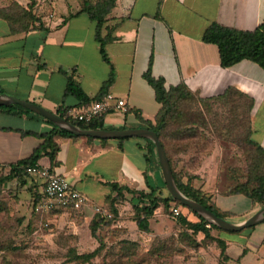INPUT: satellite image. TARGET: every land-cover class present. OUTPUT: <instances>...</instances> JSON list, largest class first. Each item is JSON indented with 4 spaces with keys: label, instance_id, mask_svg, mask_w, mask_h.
Here are the masks:
<instances>
[{
    "label": "crops",
    "instance_id": "crops-1",
    "mask_svg": "<svg viewBox=\"0 0 264 264\" xmlns=\"http://www.w3.org/2000/svg\"><path fill=\"white\" fill-rule=\"evenodd\" d=\"M17 1L22 6L27 4V0ZM158 1L116 0L112 19L105 24L117 25L112 32L114 40L105 45L110 64L101 58L94 24L84 14L73 16L79 10L75 0H53L51 18L41 17L43 30L13 34L0 19V94L57 113L79 105L74 97L65 95L67 77L79 83L92 100L112 69L114 79L106 93L123 100L125 109L107 112L103 116L105 129L144 128L136 116L153 121L160 107L143 79L152 55V75L163 78L167 88L183 82L202 99L233 88L251 99L250 140L264 149V72L249 61L222 68L217 47L202 41L212 23L254 30L264 21V0H163V20L154 17ZM51 129L45 119L31 112L0 110V171L28 158L41 143L25 133L44 134ZM54 142L58 147L54 161L50 163L43 156L37 164L62 175L71 189L105 209L106 198L117 194L111 190L112 183L142 191L149 186L158 193L165 188L155 153L145 156V139L125 138L122 149L116 140L100 142L56 135ZM237 152L239 148L233 144L215 142L211 155L202 160L195 173V187L232 224L245 222L264 207L231 191L236 181L230 178L229 170L235 168V162L228 158ZM15 185L14 195L21 203L35 190L43 191L42 182L34 178H27L25 183L13 178L3 183L2 189L5 193L7 189L14 190ZM124 198L134 210L136 198L123 191L117 204ZM117 204V212H122ZM81 212L89 218L94 215L90 209ZM183 213L189 221H196L193 215ZM218 230L223 232L218 238L225 242L227 264H264V221L236 232Z\"/></svg>",
    "mask_w": 264,
    "mask_h": 264
},
{
    "label": "trees",
    "instance_id": "trees-1",
    "mask_svg": "<svg viewBox=\"0 0 264 264\" xmlns=\"http://www.w3.org/2000/svg\"><path fill=\"white\" fill-rule=\"evenodd\" d=\"M76 2L79 10L73 16L84 14L94 24V38L99 45L101 58L104 62L110 64L105 45L114 40L112 32L117 25L109 27L105 26V24L112 19L111 13L116 6V0H76ZM162 3L163 0L158 1L154 15L158 20H163L161 17ZM34 7L35 0H29L24 6L12 0L7 5L0 7V19L8 24L10 32L13 34L43 30L42 16L39 15V11ZM46 31L48 30L46 29ZM103 31H105L104 35ZM202 41L205 44L217 47L222 68H230L242 61H249L264 72V21L252 31L236 30L218 23H212L204 31ZM152 66L153 56L150 55L146 70L143 73V79L153 90L154 98L160 107L153 121L143 120L138 115L136 118L144 128L150 129L158 136L169 160L172 174L179 190L186 197L208 208L218 217L224 218V215L217 213L210 205L209 197L200 188L195 187V180L198 177L195 173L200 168L202 160L211 155L215 142L224 141L238 147L246 158L245 169L240 175L237 174L238 170L236 169L229 170L233 180L235 179L236 181L231 185V191L243 194L251 201L264 205V149L250 140L252 100L233 88H228L219 96L205 99L191 92L183 82L177 86L167 88L163 78H156L152 75ZM113 79L114 74L111 69L108 79L100 88V92L91 100L83 92L79 83L72 77H67L65 95L72 96L79 102L76 107L86 105L106 94V89L113 83ZM0 110L7 113H30L17 105L0 106ZM57 114L82 128L105 129L103 117L89 123H83L67 118L64 110H58ZM45 121L52 126L49 132L44 134L25 133L41 140V143L33 150L32 154L24 160L5 166L0 171V199L4 193L2 189L4 182L18 178L20 183H25L27 178H29L26 174L27 167L36 164L43 156H46L50 163L54 161L58 151V147L54 142L56 135L72 139L82 138L58 130L52 123ZM85 139L88 141L97 140L92 138ZM123 140H116L120 149H122L121 143ZM99 141L106 142L107 140ZM147 143L146 157L154 154L153 144L149 141ZM146 160L148 161V158ZM240 177L242 179L238 181ZM110 187L112 192L117 193L114 198L107 197L105 201L107 203L106 209L110 211L112 217L106 218L94 215L89 224L91 236L98 242V248L90 253L83 254H78L71 250L68 253L69 262L87 264L100 253L104 245V239L98 231L102 224L108 225L117 216V199L122 197L123 191L133 195L138 202L133 206L134 221L137 228L143 232L149 231V221L158 208H162L164 214H167L168 210L171 211L172 206L185 208L178 201L171 199L170 196L163 197L161 193H158L157 189L149 186H147V191L131 190L125 186L120 187L115 183L110 184ZM34 194L35 198L31 207L32 213L38 205L43 191L38 193L35 190ZM185 209L196 218V221H189L187 216L181 213L175 217L177 224L182 229L183 236L187 238L192 236L194 238L197 234H203L205 240L217 243L220 248V260L226 262L225 242L219 238H214L210 234L211 229L218 228L210 225L191 210ZM1 211H3V207L0 203ZM191 240L194 242L193 239Z\"/></svg>",
    "mask_w": 264,
    "mask_h": 264
},
{
    "label": "rangeland",
    "instance_id": "rangeland-1",
    "mask_svg": "<svg viewBox=\"0 0 264 264\" xmlns=\"http://www.w3.org/2000/svg\"><path fill=\"white\" fill-rule=\"evenodd\" d=\"M11 1L0 0V3L3 6ZM52 2L35 0L34 8L40 16L51 18ZM228 159H233L234 169L240 175L246 166L245 155L239 149ZM229 176L232 178L230 173ZM15 192L16 185L14 190L7 189L0 199L3 207L0 212V264H74L68 261L69 251L83 254L98 248L89 229L95 214L89 218L83 212L32 213L34 192L22 203L16 199ZM160 193L163 197L169 196L166 188ZM117 205L121 206L122 212H118L108 225L100 226L98 233L103 237L104 245L87 264H227L220 260L216 242L205 240L202 234L194 238L183 236L172 209L180 207L182 212L192 215L185 208L172 206L167 214L158 208L149 221V231L143 232L134 221L132 204L124 198ZM211 231L214 238L223 233L218 229Z\"/></svg>",
    "mask_w": 264,
    "mask_h": 264
},
{
    "label": "water",
    "instance_id": "water-1",
    "mask_svg": "<svg viewBox=\"0 0 264 264\" xmlns=\"http://www.w3.org/2000/svg\"><path fill=\"white\" fill-rule=\"evenodd\" d=\"M20 106L29 112L42 117L52 123L58 130L65 131L71 135L82 138H92L97 140H117L125 138H141L151 142L154 146V153L157 157L161 175L165 184L166 191L171 199L178 201L183 207L191 210L197 216L203 218L207 223L221 230L228 232L240 231L244 228L251 227L264 221V207L257 214L247 219L241 224H232L227 220L218 217L208 208L202 206L196 201L186 197L177 187L167 155L155 132L147 128H130V129H89L82 128L57 113L50 112L41 106L32 102L21 100L5 94H0V106Z\"/></svg>",
    "mask_w": 264,
    "mask_h": 264
},
{
    "label": "built area",
    "instance_id": "built-area-1",
    "mask_svg": "<svg viewBox=\"0 0 264 264\" xmlns=\"http://www.w3.org/2000/svg\"><path fill=\"white\" fill-rule=\"evenodd\" d=\"M113 108L124 110L125 102L117 99L111 93H106L89 104L66 108L64 114L75 122L89 123L103 117ZM26 174L29 177L40 180L43 185V195L38 205L34 208V212H81L85 209H90L95 215L106 218L112 217L110 211L94 204L78 190L71 189L62 175L52 173L49 168L42 167L36 163L26 168ZM172 213L174 216H179L181 208L174 207Z\"/></svg>",
    "mask_w": 264,
    "mask_h": 264
}]
</instances>
